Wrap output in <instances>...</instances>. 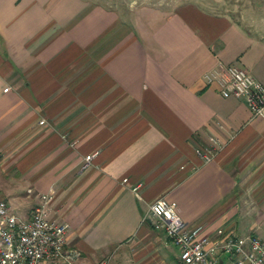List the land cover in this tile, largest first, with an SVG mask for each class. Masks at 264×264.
<instances>
[{"label": "crops", "instance_id": "1", "mask_svg": "<svg viewBox=\"0 0 264 264\" xmlns=\"http://www.w3.org/2000/svg\"><path fill=\"white\" fill-rule=\"evenodd\" d=\"M208 2L0 0V197L26 216L49 194L81 263L179 264L159 198L213 238L264 231V119L203 79L237 65L264 85V0Z\"/></svg>", "mask_w": 264, "mask_h": 264}, {"label": "built area", "instance_id": "2", "mask_svg": "<svg viewBox=\"0 0 264 264\" xmlns=\"http://www.w3.org/2000/svg\"><path fill=\"white\" fill-rule=\"evenodd\" d=\"M203 79L216 84L222 97L242 100L252 117L264 119V85L245 69L218 64L205 72ZM219 145L218 139L209 135L207 142L195 148V152L208 161ZM89 158H84L83 168ZM136 189L137 185L132 191L138 196ZM34 196L36 202L26 216L11 212L7 201L0 197V264H85L79 260L78 249L66 243L67 224L49 217L52 197L47 193ZM174 207L173 203L159 198L149 204L148 211L153 228L160 230L177 248L179 264H216L221 254L229 264H264V231L244 236L226 231L213 238L183 222ZM86 264H108V257Z\"/></svg>", "mask_w": 264, "mask_h": 264}, {"label": "rangeland", "instance_id": "3", "mask_svg": "<svg viewBox=\"0 0 264 264\" xmlns=\"http://www.w3.org/2000/svg\"><path fill=\"white\" fill-rule=\"evenodd\" d=\"M95 2H100L106 5H116L120 6L123 8L126 7H140L141 5H146V6H151V7H159L163 9H172L175 4L179 2H185V1H198L200 2L203 6L211 8L209 0H91ZM206 1V2H205ZM222 1V5L225 6H231V0H219ZM227 2V3H225ZM109 262V258H108Z\"/></svg>", "mask_w": 264, "mask_h": 264}]
</instances>
